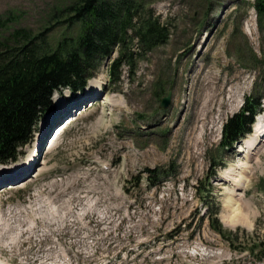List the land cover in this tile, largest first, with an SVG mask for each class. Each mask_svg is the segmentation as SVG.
I'll return each mask as SVG.
<instances>
[{"label":"rangeland","instance_id":"1","mask_svg":"<svg viewBox=\"0 0 264 264\" xmlns=\"http://www.w3.org/2000/svg\"><path fill=\"white\" fill-rule=\"evenodd\" d=\"M64 1L0 0V18L37 31ZM139 1L168 28L167 41L137 49L116 81L109 62L117 53L104 58L93 77L105 92L97 103L40 152L25 179L0 181V264H264L229 247L206 217L217 206L226 226L264 239V142L248 151L252 128L232 148L218 145L244 97L264 95V26L253 0ZM93 78L85 90L54 92L33 139L59 103L90 98ZM169 88L171 102L160 107ZM263 115L264 106L254 119ZM29 157L26 145L0 168L19 170ZM152 168L163 173L149 180Z\"/></svg>","mask_w":264,"mask_h":264},{"label":"trees","instance_id":"2","mask_svg":"<svg viewBox=\"0 0 264 264\" xmlns=\"http://www.w3.org/2000/svg\"><path fill=\"white\" fill-rule=\"evenodd\" d=\"M252 5L262 30L264 0H253ZM54 8L58 12H51L37 31L11 26L9 14L0 18V162L15 159L30 140L39 117L53 107L50 96L54 89H82L102 58L114 49L118 55L111 62L110 75L117 80L123 64L132 66L137 49L149 51L168 39V28L139 0H71ZM252 60H257L256 53ZM257 63L264 66V61ZM259 98L246 96L241 108L226 119L220 148H231L250 131L253 115L260 109ZM148 171L149 180L163 173L160 169ZM208 209L209 227L229 247L239 244L240 250L263 259L264 239H255L244 228L225 227L217 208Z\"/></svg>","mask_w":264,"mask_h":264},{"label":"bare ground","instance_id":"3","mask_svg":"<svg viewBox=\"0 0 264 264\" xmlns=\"http://www.w3.org/2000/svg\"><path fill=\"white\" fill-rule=\"evenodd\" d=\"M95 80H97V79H95ZM91 81V80H90ZM92 81L93 82H90V87H91V95H94L95 94V96H102L105 92H103V90L101 89V88H99V86H97L98 84H96L98 81H94V78L92 79ZM106 97H104V99H105ZM91 104V103H90ZM65 103H59V110H58V112H56L54 115V117H52V119L54 120L57 116H58V114L60 115V114H62L63 112H64V110H65ZM85 108V107H84ZM75 113L76 112H74V115H75ZM69 115H72V113H69ZM69 115H67L65 118H67V117H69ZM263 118H264V115L263 116H261L259 119H258V121L255 123V129H254V132H253V134H252V138L251 139H249L248 140V145H247V149H248V151H250V150H253V149H255L256 147H257V145H259L261 142H264V125H261V120H263ZM73 119V118H72ZM72 119H70L65 125H67V124H69L71 121H72ZM62 121L60 120V122L59 123H55L54 124V126H52L51 127V131H50V134L52 135L53 133H54V128L58 125V124H60ZM49 124V123H48ZM61 126H60V128L57 130V132L55 133V135H54V139L53 140H49V142H48V144H47V147L49 146V145H51L52 143H54L56 140H57V137H58V134L60 133V131H61V129H62V127H63V125L64 124H60ZM47 135L49 138H51L52 136L51 135ZM43 137L44 138V141L42 140V137L41 138H38V140H37V142H35V145L37 144V146L39 147L40 146V143L41 142H45V140H46V138H48V137ZM46 143H47V140H46ZM35 145H33V152L35 151L36 152V148H35ZM43 146V145H42ZM37 147V148H38ZM243 149V148H242ZM245 151V150H244ZM32 153L33 154V160L35 161L36 160V162H38L39 160H40V158L39 157H37V155H38V151L36 152V153ZM31 154V155H32ZM247 154V153H246ZM30 159V158H29ZM32 160V161H33ZM31 161H29L28 163H26V164H24L23 165V167H22V172H24V171H26L27 169H28V166L30 165L29 163H30ZM35 165V164H34ZM31 167V166H30ZM21 170H19L18 172H17V170H15V169H10V170H5V169H2V168H0V181L3 179L4 180V178H6V177H8V178H10L9 176H11V178H16L17 176H20V175H18V173L20 172ZM21 172V173H22ZM15 174V175H14ZM224 180V179H223ZM5 187V186H4Z\"/></svg>","mask_w":264,"mask_h":264},{"label":"water","instance_id":"4","mask_svg":"<svg viewBox=\"0 0 264 264\" xmlns=\"http://www.w3.org/2000/svg\"><path fill=\"white\" fill-rule=\"evenodd\" d=\"M170 98H171V90L167 92L165 96L162 97L160 106L161 107H166L170 103ZM50 132V130L47 131V134Z\"/></svg>","mask_w":264,"mask_h":264}]
</instances>
